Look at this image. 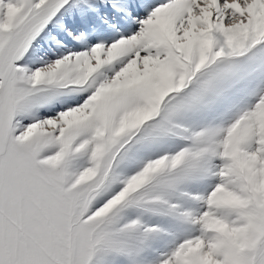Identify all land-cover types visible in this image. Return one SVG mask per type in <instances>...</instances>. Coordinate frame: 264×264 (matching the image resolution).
<instances>
[{"label":"snow or ice","instance_id":"obj_1","mask_svg":"<svg viewBox=\"0 0 264 264\" xmlns=\"http://www.w3.org/2000/svg\"><path fill=\"white\" fill-rule=\"evenodd\" d=\"M0 264H264V0H0Z\"/></svg>","mask_w":264,"mask_h":264}]
</instances>
